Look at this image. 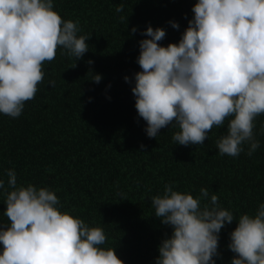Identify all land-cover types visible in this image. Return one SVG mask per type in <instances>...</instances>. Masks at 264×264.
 <instances>
[{"label":"clouds","instance_id":"9594fccd","mask_svg":"<svg viewBox=\"0 0 264 264\" xmlns=\"http://www.w3.org/2000/svg\"><path fill=\"white\" fill-rule=\"evenodd\" d=\"M124 7L121 3L115 11ZM191 11L194 17L178 43L162 46L164 28L149 25L140 33L148 38L139 41L142 71L134 74L131 89L138 116L149 138L178 127L173 142L185 147L204 145L213 128L225 129L227 120L215 141L218 154L238 158L247 145L251 156L260 148L255 122L264 115V0H197ZM169 23L179 30V23ZM80 31L79 21L64 20L54 10V0H0V115L23 114L44 81V63L53 61L58 49L77 61L84 57L90 38ZM101 80L93 76L95 83ZM48 85L54 87V81ZM5 174L0 194L8 223H0V264H124L115 248L104 247L103 228L62 212L53 190L18 184L15 168ZM176 187L165 184L150 198L154 215L172 227L155 264H217L221 230L234 221L231 264H264V203L254 215L237 218L207 188L194 197Z\"/></svg>","mask_w":264,"mask_h":264},{"label":"trees","instance_id":"16d2710c","mask_svg":"<svg viewBox=\"0 0 264 264\" xmlns=\"http://www.w3.org/2000/svg\"><path fill=\"white\" fill-rule=\"evenodd\" d=\"M121 3L124 11L117 13ZM196 3L54 0L62 19L79 21L78 35L90 38L89 51L77 61L58 49L55 59L44 63V81L23 114L17 119L0 115V178L7 181L5 170L15 168L18 184L53 190L62 212L103 228L104 247L115 248L124 264H155L162 240L171 236L172 227L154 215L150 201L165 184L173 183L175 190L194 197L207 188L237 218L254 215L264 203V115L254 128L260 148L248 156L245 145L233 158L220 156L215 148L227 120L225 129L213 128L204 145L185 147L173 142L178 127H166L156 139L149 138L135 108L131 89L134 74L142 71L137 63L139 41L148 38L140 33L149 25L164 28L162 46L178 43ZM170 21L179 23V30ZM133 27L138 28L135 34ZM97 74L102 76L99 84L93 81ZM126 76L133 78L131 85ZM4 199L0 194V223H8ZM237 226L234 221L221 230L217 264H231L236 255L228 245Z\"/></svg>","mask_w":264,"mask_h":264}]
</instances>
